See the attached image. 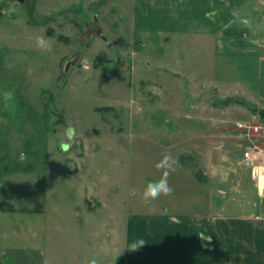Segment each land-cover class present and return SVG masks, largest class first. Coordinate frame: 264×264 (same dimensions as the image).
Instances as JSON below:
<instances>
[{
  "label": "rangeland",
  "instance_id": "rangeland-1",
  "mask_svg": "<svg viewBox=\"0 0 264 264\" xmlns=\"http://www.w3.org/2000/svg\"><path fill=\"white\" fill-rule=\"evenodd\" d=\"M7 2L20 12L12 18L8 7L0 35L23 37L8 56L24 97L19 114H12L24 141L20 153L49 154L91 176L85 185L58 176L55 185L68 204L79 202L90 184L109 210L119 211L168 206L176 212L217 196L239 200L244 188L255 195L258 185L264 189V174L255 175L243 156L250 136L237 126L241 120L264 125L262 109L205 87L220 74L209 49L183 33L164 40L160 18L151 17L143 0H42L43 9L64 10L47 18L33 15L34 0H0V16ZM27 20H48L55 34L32 33ZM261 135L264 130L253 137ZM257 142L264 147V138ZM164 178L171 191L146 197V188L160 190L151 182ZM85 241L96 245L90 236Z\"/></svg>",
  "mask_w": 264,
  "mask_h": 264
},
{
  "label": "crops",
  "instance_id": "crops-1",
  "mask_svg": "<svg viewBox=\"0 0 264 264\" xmlns=\"http://www.w3.org/2000/svg\"><path fill=\"white\" fill-rule=\"evenodd\" d=\"M41 1L34 0L33 15L57 17L64 11L43 9ZM143 3L151 17L160 18L158 29L164 40L183 33L209 49L210 65L215 70L220 67V74L211 75L216 84L205 87L225 89L226 97L243 98L251 107L264 109V0ZM6 4L0 18L8 7L11 17L17 16L18 5ZM136 19L137 12L132 16L133 28ZM31 21L23 24L32 33L55 34L48 20ZM20 45V34L0 35V264H107V258L109 264H264V189L260 185L256 195L244 188L239 200L218 201L217 196L183 204L176 212L168 206L109 210L91 184L88 193L81 189L79 202L68 204L55 185L58 176L77 177L84 185L91 176L68 168L61 159L59 165L49 154L20 153L24 141H19L22 136L12 114H19L24 97L12 73L14 60L8 57ZM47 45L51 48L52 42ZM56 166L60 173L52 170ZM89 236L94 247L85 241ZM91 249L96 253H89Z\"/></svg>",
  "mask_w": 264,
  "mask_h": 264
},
{
  "label": "built area",
  "instance_id": "built-area-1",
  "mask_svg": "<svg viewBox=\"0 0 264 264\" xmlns=\"http://www.w3.org/2000/svg\"><path fill=\"white\" fill-rule=\"evenodd\" d=\"M237 126L246 136H250L245 145L243 153L244 159L253 165L255 175L257 173L264 174V147L257 142L263 140L264 135H261L260 138L257 139L253 137L254 134L264 130V125L254 120H241L237 122Z\"/></svg>",
  "mask_w": 264,
  "mask_h": 264
},
{
  "label": "clouds",
  "instance_id": "clouds-1",
  "mask_svg": "<svg viewBox=\"0 0 264 264\" xmlns=\"http://www.w3.org/2000/svg\"><path fill=\"white\" fill-rule=\"evenodd\" d=\"M151 183L159 184L160 185V190L157 191L156 189H148V188H146V190H145V196L146 197H148V196H158L161 191L162 192L171 191V188L168 187L167 179L166 178L161 179L160 181H153ZM143 243H144V241L143 240H140V244H143ZM132 247H136V245L133 244ZM93 264H95V262H93Z\"/></svg>",
  "mask_w": 264,
  "mask_h": 264
},
{
  "label": "water",
  "instance_id": "water-1",
  "mask_svg": "<svg viewBox=\"0 0 264 264\" xmlns=\"http://www.w3.org/2000/svg\"><path fill=\"white\" fill-rule=\"evenodd\" d=\"M14 1H18V2H21V3H24V2H26L27 0H14ZM71 64V62H69V64L68 65H70ZM73 134V129H71V135Z\"/></svg>",
  "mask_w": 264,
  "mask_h": 264
},
{
  "label": "trees",
  "instance_id": "trees-1",
  "mask_svg": "<svg viewBox=\"0 0 264 264\" xmlns=\"http://www.w3.org/2000/svg\"><path fill=\"white\" fill-rule=\"evenodd\" d=\"M261 113L264 115V109L261 110Z\"/></svg>",
  "mask_w": 264,
  "mask_h": 264
}]
</instances>
